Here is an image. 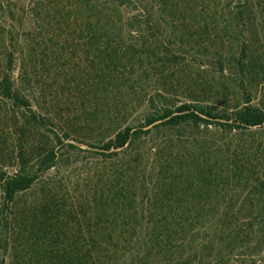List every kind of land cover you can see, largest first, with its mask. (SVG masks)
Wrapping results in <instances>:
<instances>
[{
	"label": "rangeland",
	"instance_id": "374dc122",
	"mask_svg": "<svg viewBox=\"0 0 264 264\" xmlns=\"http://www.w3.org/2000/svg\"><path fill=\"white\" fill-rule=\"evenodd\" d=\"M0 2V34L11 29L18 38L13 75L32 108L50 121L45 128L27 124L20 110L0 97V157H34L48 148L61 154L56 168L16 197L18 222L32 210L29 217L35 216L32 223L38 224L41 212L49 216L52 210L55 219L63 214L70 218L68 223L90 224L94 201L107 202L105 196H95L96 190L105 185L108 174L123 168L122 155L133 154L140 158L142 191L149 190L139 201L162 200L161 195L185 186L191 205L217 207L189 213L194 220L261 221L257 206L264 203V125L233 135L218 134L212 126L156 128L107 161L102 160L100 145L126 126L138 125L150 97L159 93L171 100L223 102L230 107L249 99L264 107V0L223 9L220 0H167L174 10L164 9L157 0L152 10L144 9L139 16L150 20L142 46L131 37L110 42L105 28L94 22L93 0H11L14 16L6 21L2 6L8 3ZM133 13L125 12V18ZM56 133L81 150L56 144ZM179 158L191 168L180 171ZM202 158L219 170L207 168L205 175L196 171L190 162ZM230 162L238 164L235 170ZM206 177L207 182L215 179L214 185L202 184V190L212 189L210 194L198 192V181ZM219 180L222 184L216 188ZM223 207L230 209L222 213ZM238 207L241 210L234 211ZM21 227L18 223V233ZM228 236L241 248L230 264H249L246 260L260 245L258 236L240 225ZM19 250L16 246L22 256Z\"/></svg>",
	"mask_w": 264,
	"mask_h": 264
},
{
	"label": "trees",
	"instance_id": "16d2710c",
	"mask_svg": "<svg viewBox=\"0 0 264 264\" xmlns=\"http://www.w3.org/2000/svg\"><path fill=\"white\" fill-rule=\"evenodd\" d=\"M81 1L89 3V0ZM156 1L93 0L94 22L100 29L105 28L110 42L128 41L131 37L136 45L142 46L146 41L144 26L150 24V20L142 21L139 16L144 9L152 10ZM220 3L222 9L230 5L239 7L249 4L248 0H220ZM9 4L2 6V19L5 21L14 16ZM158 5L168 10L176 9L167 0H158ZM131 10L134 15L125 18V12ZM17 39L11 29L0 34V97L10 107L20 110L24 122L45 128L49 118L32 108L29 97L13 75ZM127 51L135 52L131 49ZM156 95L150 97L148 110L138 125L126 126L100 145V155L104 156L102 160L117 158L120 155L118 152L156 128L212 126L218 134L233 135L264 125V107L252 104L249 99L230 107L223 102H183L171 100L161 93ZM53 140L67 147L68 151L81 150L72 142H64L57 133ZM60 155L48 148L45 153L34 157H0V264H11L15 259L18 261L16 264H230L241 253V248H236L235 239L228 236L237 229V225L244 227L247 234H256V244H260L258 250L249 256L250 260L246 261L249 264H264V203L257 206L261 221L238 224L224 219L205 222L189 217L191 212L206 213L217 210V207L210 204L191 205L187 202L188 189L185 186L171 192L175 200L171 199L172 194H165L161 195L162 200L139 201L149 190L142 191L144 180L137 154L122 155L121 158L126 159L123 168L108 174L110 179L107 178L105 185L96 190L95 196L100 199L105 196L107 202L94 201V221L90 224L78 220L68 223L70 218L63 214H58L55 219L52 210L49 216L43 210L41 221L36 224L32 223L35 216L29 217L32 214L30 209L22 222H18L16 197L32 187L43 174L56 168ZM179 162L180 171L191 168L186 159L179 158ZM201 162H204L203 158L190 163L196 165V171H203L202 175L207 173V168L214 173L219 170V165L214 170L211 168L213 163ZM230 164L234 170L237 168V163ZM9 167L13 170L9 171ZM261 178L264 184V176ZM204 180L198 181L201 183L198 192L210 194L212 189L202 190V184L214 185L215 179L207 182L206 177ZM221 181H216V188L222 184ZM241 208L234 211L239 212ZM229 209L223 207L220 212L227 213ZM18 223L22 225L20 233L17 232ZM16 246L20 247L19 251L22 250V256L16 253Z\"/></svg>",
	"mask_w": 264,
	"mask_h": 264
}]
</instances>
